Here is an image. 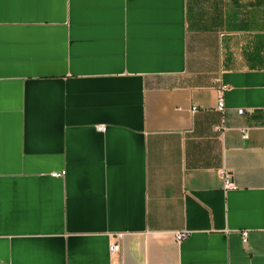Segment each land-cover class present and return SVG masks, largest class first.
Listing matches in <instances>:
<instances>
[{
	"label": "crops",
	"instance_id": "1",
	"mask_svg": "<svg viewBox=\"0 0 264 264\" xmlns=\"http://www.w3.org/2000/svg\"><path fill=\"white\" fill-rule=\"evenodd\" d=\"M0 264H264V0H0Z\"/></svg>",
	"mask_w": 264,
	"mask_h": 264
},
{
	"label": "built area",
	"instance_id": "2",
	"mask_svg": "<svg viewBox=\"0 0 264 264\" xmlns=\"http://www.w3.org/2000/svg\"><path fill=\"white\" fill-rule=\"evenodd\" d=\"M224 88H225L224 86H220L218 88V91H217V97H216V102H215V107L214 108L218 112H222L224 110V105H223V101H222V91L224 90ZM236 112L237 113H241L242 109L239 108V109L236 110ZM241 134H242V137H246V131L245 130H241ZM219 173H220V175L222 177L223 188L226 189V188L233 187V184L228 179L229 175H228L226 169H224V168L219 169ZM63 174H64V171L53 172L52 173L53 176H59V175H63ZM117 235L119 237L122 234L118 233ZM186 235H187V231L186 230L176 231L175 232L176 242H179ZM240 237H241V242L244 243L245 240H246V231L245 230L240 231ZM119 248H120V246H119V244L117 242H112L109 245V251L111 253L118 251Z\"/></svg>",
	"mask_w": 264,
	"mask_h": 264
}]
</instances>
